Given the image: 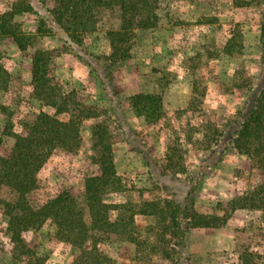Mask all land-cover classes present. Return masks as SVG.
<instances>
[{"label": "rangeland", "instance_id": "1", "mask_svg": "<svg viewBox=\"0 0 264 264\" xmlns=\"http://www.w3.org/2000/svg\"><path fill=\"white\" fill-rule=\"evenodd\" d=\"M16 1L0 0V14ZM29 1L45 25L40 33L36 14L14 15L27 53L0 31V59L10 74L0 91V137L6 124L18 132L40 111L78 120L80 133L78 147L55 149L36 172L29 204L61 190L82 199L84 180L99 175L91 134L103 123L112 134L116 175L102 199L117 206L111 218L136 239L104 237L99 264H264V207L250 199L264 172L231 145L264 87V0H158L154 24L135 28L115 47L108 32L120 27L117 7L93 11L75 43L51 20L52 0ZM53 49L58 102L65 107L46 106L31 92L28 54ZM136 94L156 95V113L134 112ZM165 200L224 222L187 229L181 219L177 237L162 235L154 216L138 212L143 202ZM7 223L0 205V264H82L78 251L58 239L51 218L23 233L26 248L11 241Z\"/></svg>", "mask_w": 264, "mask_h": 264}, {"label": "trees", "instance_id": "2", "mask_svg": "<svg viewBox=\"0 0 264 264\" xmlns=\"http://www.w3.org/2000/svg\"><path fill=\"white\" fill-rule=\"evenodd\" d=\"M235 2V1H234ZM158 0H52L47 9L51 20L75 43L82 42V36L99 8L117 7L120 12V27L109 31L114 46L122 43L135 28H148L154 24ZM33 13L39 18L37 32L42 33L44 18L38 14L29 0H17L9 11L0 14V31L12 37L19 50L26 54V36L13 22L17 13ZM264 40V26L261 29ZM115 47V46H114ZM56 50H35L28 54L31 60V92L46 106L65 107L57 93L52 62ZM10 74L0 59V91L8 88ZM250 84L246 88L251 89ZM159 99L152 94H136L131 105L138 115L156 113ZM65 109V108H63ZM61 110L64 112V110ZM78 120L60 118L40 111L30 122H23L18 132L6 124L0 137V205L8 217L7 231L12 242L19 247L28 245L23 233L31 226H38L51 218L56 227L58 239L78 251L82 264H99L101 252L97 245L106 236L113 235L119 241H135V232L128 229L121 220L111 218L115 204L102 199V193L115 183V166L111 143L112 134L108 126L96 123L92 128V150L99 175L84 180L82 201L72 190H61L54 198L41 205L31 206L29 195L36 189V172L52 152L57 149L73 151L80 143ZM232 147L248 156L252 163L264 172V87L257 93L247 115L234 131ZM6 189V196L2 193ZM251 201L258 208L264 207V183L251 192ZM83 204V205H82ZM138 214L151 215L162 229L177 237L181 219L185 227H215L224 220L215 215L197 212L192 206L172 204L169 200L143 202ZM181 217V218H180ZM168 257L167 250H161ZM29 264V263H28Z\"/></svg>", "mask_w": 264, "mask_h": 264}]
</instances>
